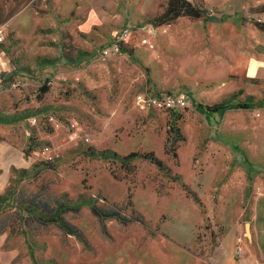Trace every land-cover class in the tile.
<instances>
[{"label":"rangeland","instance_id":"374dc122","mask_svg":"<svg viewBox=\"0 0 264 264\" xmlns=\"http://www.w3.org/2000/svg\"><path fill=\"white\" fill-rule=\"evenodd\" d=\"M191 1L213 12V17H180L163 32V25L154 26L149 19L161 13L166 1L158 12L141 19L114 5L101 13V22L89 26L88 11L63 15L54 0H0V26L5 29L0 44V122L21 121L29 130L25 154L36 147L40 154L26 169L28 175L20 169L0 180V264H98L114 255L119 260L132 250L141 229L155 237L164 227L174 228L179 223L174 208L187 216L186 248L207 258L217 246L225 219L230 218L231 205L219 197L221 189L232 184L230 162L240 174L246 169L257 176L264 168V79L254 80V97L240 92L225 100L252 107L230 110L223 121L217 114L218 119L209 115L206 121L195 106L219 103L203 96L214 78L224 73L231 55L252 48L254 22L264 23V6L248 7L249 12H217L213 0ZM232 1L224 0L222 8ZM126 24L152 28L147 44L138 41L143 32L135 33L125 52L100 59V47ZM220 31L233 33V38L219 37ZM146 90L183 93L190 101L177 111L148 109L137 100ZM257 111L261 118L255 117ZM71 124L78 132L74 139ZM171 128L186 139L177 150V167L162 152ZM104 150L120 156L153 152L170 175L136 160L133 178L114 179L110 169L125 174L119 171L120 163L91 156ZM220 150L233 151L232 159L223 157L219 163L214 155ZM207 151L213 156L201 162ZM40 164L44 169L33 173ZM220 164L227 168L220 170ZM146 186L153 187L155 201L143 192L137 207L153 213L157 222L135 207L136 189ZM42 199L66 202L76 210L61 215L82 235V242L46 222L49 214L39 203ZM32 200L34 207L38 205L33 215L40 219L26 212ZM91 206L118 211L124 219L100 222ZM51 208L55 211L58 205ZM128 231L129 237H124ZM171 239L179 241L178 235Z\"/></svg>","mask_w":264,"mask_h":264},{"label":"crops","instance_id":"0c3cea01","mask_svg":"<svg viewBox=\"0 0 264 264\" xmlns=\"http://www.w3.org/2000/svg\"><path fill=\"white\" fill-rule=\"evenodd\" d=\"M165 1L54 0V3L63 15L77 11V13L88 11V22L92 23L89 26H92L101 22L103 17L101 13L112 9L114 5L122 6L120 11L123 13L140 14L136 18L141 19L143 16L158 12L161 4L164 5ZM188 1L192 2L191 0ZM213 1L217 7V12H249L248 7L264 6V0H233L226 8H222L224 0ZM213 15L212 12V16L205 20L212 18ZM126 25L135 30L132 35L143 32L140 39H138L140 43L145 37L149 41L151 34L149 31L152 32V28L146 29V26L137 28L130 24ZM254 27L251 41L252 48L247 53L231 55L225 69L223 68L224 73L214 78L211 88L205 92L203 97L214 102L225 101L240 92L244 97H254V80L264 79V31L258 29L255 25ZM217 35L225 39L227 37L233 38V33L227 34L220 31L217 32ZM226 35L228 36L226 37ZM111 39L102 46L107 45ZM213 117L218 119L216 114H213ZM223 119L222 117L221 121ZM205 120L208 121L209 119L205 117ZM28 136L29 130L24 127L21 121L15 119L7 124L0 122V180H7L12 173L11 171L29 169L39 157L37 147V149H31L29 153L25 154L24 147L27 144ZM211 153L205 152L200 156V161H207V157L213 156ZM225 153L226 151L220 150L214 156H218L216 158L218 162L223 157L230 156L232 159L233 151L230 154ZM234 157L236 160L237 154H234ZM232 163L231 161L230 167H228L232 173V184L230 187H223L219 195L226 204L231 205L230 218L225 219L226 224L224 223L225 228L220 234V240L209 257H197L192 249L185 247L187 241L184 238V225L187 216L185 213H176L174 208L173 217L179 222L174 228L171 227L166 231L164 227L158 232V235L156 233L155 237L153 236L154 233L148 235L146 230L141 229L140 236L138 235V238L135 239V245L130 247L132 250L121 254L123 258L119 257L118 260L114 258L116 255L106 256L98 264H107L108 261H111L110 264H264V168L257 176H252L253 172L246 169L242 170L240 174V168L237 165L232 167ZM221 166L227 168L223 164L217 167H220L221 170L223 169ZM143 192L146 193L145 195H150L152 200L155 201L156 195L152 186L138 188L134 193L136 210L146 219L157 222L153 213L147 214L137 207L138 201H140L139 195ZM129 233L130 231L123 234V236L129 237ZM160 235L163 237L162 239H160ZM174 235H178L179 241L177 244L171 239V236ZM140 237H143L141 242ZM79 241L82 242V240ZM192 243L190 245L194 248V240ZM238 243L239 248L236 246ZM236 249H238V254ZM119 251L120 254L122 249H119ZM110 253H115V250L110 251Z\"/></svg>","mask_w":264,"mask_h":264},{"label":"trees","instance_id":"16d2710c","mask_svg":"<svg viewBox=\"0 0 264 264\" xmlns=\"http://www.w3.org/2000/svg\"><path fill=\"white\" fill-rule=\"evenodd\" d=\"M210 16H212L211 11L207 10L206 8H202L201 6L194 4L188 0H166V6L162 9L161 13L149 19V23L153 24L154 26L169 25L180 17H186L192 20H197L201 18L207 19ZM254 25L258 29L264 31V23L254 22ZM125 48L123 49V52H125ZM43 91L45 92L44 89ZM251 107H252V103H247V102L233 103L232 101L227 100L206 106H203L201 104H196L195 109L199 113L204 114L205 117H208L209 115H213V114L223 116L227 111L230 110H235V109L247 110L250 109ZM166 134L167 135L164 142L163 154L171 158L174 162V166L177 167L179 164L177 150L186 141V139L184 136L180 134L179 130L177 129L171 128L166 132ZM91 156L101 158L103 160L114 159L118 161L120 163L119 171L125 174L124 175L117 174L115 173V171L111 169H110V174L114 179H118L121 181L128 180L127 179L128 176H131V178L135 176V166H133L132 162L136 160L148 161L150 164L154 165L160 172H162L165 176L170 175V170L164 166L162 161L159 160L154 155L153 152H133L126 156H120L111 150H104V151L93 152ZM43 166H44L43 164L37 165V167L33 166L34 167L33 173L38 172V170L40 169H44ZM26 172H27L26 170H23V173L28 175V173ZM173 181L174 182L179 181V176L175 175ZM195 201L197 202L196 198ZM35 203L36 201L34 200L30 201L28 203L29 207L26 208V212L33 218L36 217L33 215L35 213L34 208L38 206L36 205L34 207ZM39 203H41L42 207L47 210L46 214H49L48 217L46 218L47 223L55 224L66 234L74 235L76 236L77 239L82 240V236L77 231V229L72 225H70L68 222H66L61 215L66 211H76V210H73L71 207H69L66 202L54 201L52 203L51 202L49 203L42 199L39 200ZM52 204L58 205V208L55 211L51 208ZM21 207L22 205H20V209ZM90 208L92 213L98 218V220H100V222H103L107 219H115L119 222H122L124 219L121 217L118 211L115 210L104 211L102 209L96 208L95 206H91ZM35 219H40V218L38 217Z\"/></svg>","mask_w":264,"mask_h":264},{"label":"built area","instance_id":"2783aa9c","mask_svg":"<svg viewBox=\"0 0 264 264\" xmlns=\"http://www.w3.org/2000/svg\"><path fill=\"white\" fill-rule=\"evenodd\" d=\"M167 25H163L162 28L163 32H166ZM135 30L129 26L124 25L122 26L118 32L112 37L111 41L107 44L102 46L98 50V57L102 60L107 59L111 56L120 55L123 52V49L129 44L132 34ZM151 33V30L149 31ZM5 36V29L3 26H0V44L3 43ZM148 39L145 37L141 40L142 44H147ZM137 100L139 103H142L148 109H155V110H170V111H177L182 110L187 107L189 103V97L183 93H174V92H149L148 90L138 94ZM255 117L261 118V112H255ZM49 121L53 124L55 128H59L60 125L58 122L54 121L53 118H49ZM36 123V118L31 120V124ZM71 129L73 130L71 134V138L74 139L78 137V132L75 130V125H70Z\"/></svg>","mask_w":264,"mask_h":264}]
</instances>
